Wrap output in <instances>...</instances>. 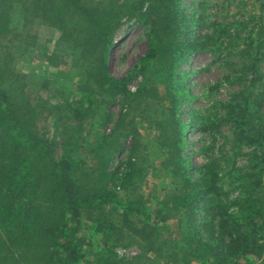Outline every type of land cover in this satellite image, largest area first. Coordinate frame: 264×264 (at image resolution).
Masks as SVG:
<instances>
[{"label": "trees", "instance_id": "obj_1", "mask_svg": "<svg viewBox=\"0 0 264 264\" xmlns=\"http://www.w3.org/2000/svg\"><path fill=\"white\" fill-rule=\"evenodd\" d=\"M39 1L0 0V264L85 263L87 243L80 235L86 226L83 218L94 220L95 232L103 236L101 250L97 252L101 256L99 264H122L115 258L109 238L117 236L116 241L122 243L125 239L131 241L135 233L156 239L152 247L156 254L151 257L144 252L124 264H162L159 250L164 241L157 238L159 227L151 222L143 196L131 192L145 177V170L135 159L138 144L132 147L127 169L118 176L108 170L111 156L106 147L111 144L110 138L85 145V149L97 154L93 166L75 157L76 145L72 142L80 139L83 125L96 109L108 105L115 94L129 101L154 104L169 100L170 105L176 104L172 90L176 55L184 46L179 41L182 17L175 8V0H150L153 6L150 12H155L158 23L151 20L147 33L153 43L151 56L145 58L141 70L143 83L135 92L128 87L133 76L128 73L114 77L107 62L114 44V25L120 24L119 11L126 4L100 7L97 0H61L51 10H44V21L55 29L53 48L43 54L46 63L52 66L64 61L62 53L75 56L82 61L74 64L80 69L76 73L87 81L77 96L80 98L69 104L71 116L66 125L75 127L67 126L69 136L62 143V138L50 139L42 131L51 124L44 122L40 127L37 110L42 105L56 109L65 102L31 93L22 75L15 72L17 55L30 53L38 44L34 37L29 41L27 35L11 36L12 10L20 6L26 11ZM263 32L261 28L260 37ZM220 38L218 34L216 41ZM209 41L215 42L210 36L191 45L196 50L211 48ZM151 58L157 64L153 78L147 74ZM158 80L163 81L165 94L156 83ZM254 81H249L246 91L247 106L239 116L228 114L225 120L232 123L233 148L241 151L247 146L251 150L250 161L255 163L251 172L241 177L239 213L229 212L226 206L228 195L218 184L216 162L206 164L196 180L187 176L188 167L180 148L182 131L177 120H167L170 126L166 125L167 130L162 133L174 188L158 200L156 220L177 218L186 234L183 240L190 243L185 252L207 264H236L245 255H261L264 251L260 242L264 240V129L254 123L264 103V92L255 90ZM202 118L204 130L213 132L216 123L207 116ZM57 145L63 149L60 156L53 151ZM117 177L121 179L120 187L112 188L109 183ZM199 208L204 210L200 220L196 216ZM202 228L203 233L210 230L205 238L199 232ZM182 254L170 249L162 259L163 264H179Z\"/></svg>", "mask_w": 264, "mask_h": 264}, {"label": "rangeland", "instance_id": "obj_2", "mask_svg": "<svg viewBox=\"0 0 264 264\" xmlns=\"http://www.w3.org/2000/svg\"><path fill=\"white\" fill-rule=\"evenodd\" d=\"M126 1L97 0V3L100 7L126 4L119 11L122 16L120 24L114 25V44L107 62L108 71L114 77L128 73L133 76L128 87L135 92L143 83L141 70L146 63L145 58L151 56L149 53L153 43L147 34L151 20L158 23V18L155 17V12H150L153 7L150 0ZM57 2L61 0H40L39 7L33 5L26 11L20 6L14 8L11 36L15 38L22 34L26 38L27 35L29 41L34 37L38 44L31 48L33 50L30 53L17 55L15 72L22 75V80L31 93L35 92L37 96L54 102H65L56 109L44 108L42 105L37 110L39 126L44 122L51 124L42 131H46L50 139L62 138V143L69 136L66 134L67 126L70 129L75 127V124L66 125L71 116L69 104L80 98L77 96L87 81L84 76L76 73L80 69L74 64L82 61L76 60L75 56L69 57L62 53L61 58L67 63L60 60L52 66L43 57L44 52L53 48L55 38L52 34L55 29L44 21V10H51ZM46 3H49L48 6H45ZM175 8L182 17L179 41L184 46L177 50L176 55L177 65L172 88L176 104L170 105L169 100L154 104L129 101L121 94H115L108 105L96 109L83 125L81 135L78 134L80 139L72 143L76 145L75 157L93 166L96 164L97 154L85 149V145L110 138L111 144L106 147L111 156L108 170L118 173V176L127 169L132 147L138 144L135 159L145 170V177L137 182L131 192L136 196H143L149 208L151 222L159 227L157 238L164 241L163 248L159 250L162 256L159 262L163 264V257L174 248L184 253L179 264H207L185 252L190 243L183 240L186 234H183L184 229L177 218L169 221L156 220L158 200L174 188L172 168L166 165L162 133L167 130L166 125L170 126L167 120H177L182 131L180 148L188 167L187 176L196 180L206 164L216 162L218 184L228 195L226 206L229 212L239 213L241 177L251 172L250 168L255 163L250 161L251 150L247 146L241 151L233 148L232 123L225 120L228 114L239 116L247 106L246 91L249 81L256 80L255 90L264 92V32L261 37L259 35L260 29H264V0H175ZM218 34L222 38L216 41ZM210 36L215 41H209L211 48L196 50L192 47L193 42L203 41ZM248 46L250 50L247 49ZM148 63L147 74L153 78L157 68L156 60L151 58ZM156 83L165 94L163 81L158 80ZM36 105L37 103L34 104ZM205 116L216 123L213 132L204 130L205 119L202 117ZM254 123L264 129V103L254 118ZM58 146L53 150L56 156L63 153V149ZM117 178L115 182L109 183L112 188L120 187L121 179ZM203 213V209H197L198 220ZM83 221L86 226L80 235L85 238L88 251L83 264H99L101 256H97V252L101 250L103 236L95 232L94 220L83 218ZM209 231L203 233L202 228L199 232L205 238ZM115 237L117 236L109 238V245L116 252L115 258L121 260L122 264L144 252L151 257L156 254L152 249L156 239L147 235L135 233L131 241L125 239L122 243L117 242ZM260 242L264 244V240ZM204 256L207 258L209 255ZM229 257L232 258L231 255ZM236 264H264V251L261 255H245Z\"/></svg>", "mask_w": 264, "mask_h": 264}]
</instances>
